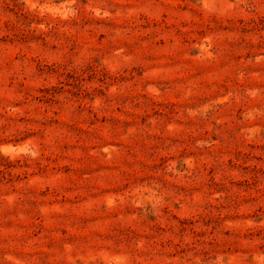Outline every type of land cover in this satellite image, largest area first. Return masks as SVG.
<instances>
[{
	"label": "rangeland",
	"instance_id": "obj_1",
	"mask_svg": "<svg viewBox=\"0 0 264 264\" xmlns=\"http://www.w3.org/2000/svg\"><path fill=\"white\" fill-rule=\"evenodd\" d=\"M0 264H264V0H0Z\"/></svg>",
	"mask_w": 264,
	"mask_h": 264
}]
</instances>
